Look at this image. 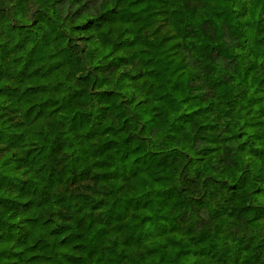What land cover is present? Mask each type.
Listing matches in <instances>:
<instances>
[{
	"label": "clouds",
	"instance_id": "1",
	"mask_svg": "<svg viewBox=\"0 0 264 264\" xmlns=\"http://www.w3.org/2000/svg\"><path fill=\"white\" fill-rule=\"evenodd\" d=\"M0 264H264V0H0Z\"/></svg>",
	"mask_w": 264,
	"mask_h": 264
},
{
	"label": "trees",
	"instance_id": "2",
	"mask_svg": "<svg viewBox=\"0 0 264 264\" xmlns=\"http://www.w3.org/2000/svg\"><path fill=\"white\" fill-rule=\"evenodd\" d=\"M34 86H39V85H34Z\"/></svg>",
	"mask_w": 264,
	"mask_h": 264
}]
</instances>
